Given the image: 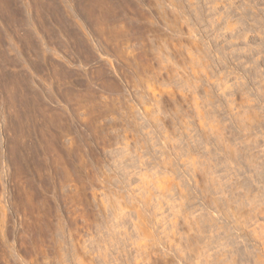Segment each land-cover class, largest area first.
Masks as SVG:
<instances>
[{
    "label": "rangeland",
    "instance_id": "rangeland-1",
    "mask_svg": "<svg viewBox=\"0 0 264 264\" xmlns=\"http://www.w3.org/2000/svg\"><path fill=\"white\" fill-rule=\"evenodd\" d=\"M218 1L0 0V264H177L186 225L219 250L257 220L264 0Z\"/></svg>",
    "mask_w": 264,
    "mask_h": 264
},
{
    "label": "bare ground",
    "instance_id": "bare-ground-1",
    "mask_svg": "<svg viewBox=\"0 0 264 264\" xmlns=\"http://www.w3.org/2000/svg\"><path fill=\"white\" fill-rule=\"evenodd\" d=\"M172 1H173V0H172ZM222 1H223V0H222ZM187 2H188V1H187ZM191 2H192V1H191ZM213 2H215V4L219 3L218 0H213ZM213 2H212V3H213ZM216 2H217V3H216ZM229 2H230V1H229ZM208 3H209V1H208ZM222 3H223V2H222ZM227 3H228V2H227ZM227 3H226V4H227ZM189 4H190V3H189ZM232 4H233V3H232ZM251 4H252V3H251ZM213 5H214V4H213ZM213 5H212V6H213ZM172 6H173V5H172ZM190 6H191V4H190ZM214 6H216V5H214ZM217 6H218V5H217ZM244 6H246V5H244ZM173 7H174V6H173ZM228 7H229V6H228ZM251 7H252V6H251ZM214 8H215V7H214ZM249 9H250V8H249ZM252 9H254V8H252ZM243 10H244V9H243ZM229 11H230V10H229ZM249 11H250V10H249ZM219 12H220V11H219ZM215 13H216V12H215ZM220 13H221V12H220ZM255 13H256V12H255ZM255 13H254V14H255ZM222 14H223V13H222ZM217 15H218V14H217ZM213 16H214V15H213ZM218 16H219V15H218ZM240 16H241V15H240ZM240 16H239V17H240ZM254 16H255V15H254ZM182 17H183V16H182ZM216 17H217V16H216ZM240 20H241V19H240ZM220 21H221V20H220ZM231 21H232V20H231ZM234 21H235V20H234ZM221 22H222V21H221ZM222 24H223V23H222ZM226 25H227V24H226ZM229 25H230V24H229ZM235 25H236V24H235ZM236 26H237V25H236ZM236 26H235V27H236ZM225 27H227V26H225ZM229 28H230V27H229ZM234 29H235V28H234ZM218 30H219V29H218ZM224 30H225V29H224ZM229 30H231V29H229ZM229 30H228V31H229ZM223 33H224V32H223ZM242 35H243V34H242ZM246 35H247V34H246ZM229 36H230V35H229ZM241 38H242V37H241ZM245 39H246V37H245ZM229 41H231V40H229ZM232 42H233V41H232ZM234 42H235V41H234ZM225 44H226V43H225ZM243 50H244V49H243ZM243 52H244V51H243ZM233 53H234V52H233ZM229 54H230V53H229ZM246 54H247V53H246ZM246 54H245V55H246ZM247 55H248V54H247ZM202 56H203V54H202ZM233 56H234V55H233ZM229 57H230V56H229ZM243 57H244V56H243ZM204 66H205V65H204ZM204 66H203V67H204ZM236 66H237V65H236ZM232 69H233V68H232ZM220 76H221V74H220ZM233 76H235V75H233ZM235 78H236V77H235ZM220 79H221V78H220ZM220 79H219V80H220ZM216 80H217V79H216ZM238 81H239V80H238ZM217 83H218V82H217ZM218 84H219V83H218ZM220 84H221V83H220ZM235 84H236V83H235ZM240 84H241V83H240ZM220 87H221V85H220ZM224 87H225V86H224ZM227 87H229V86L227 85ZM232 87H233V86H232ZM236 88H237V87H236ZM238 88H239V87H238ZM222 89H223V88H222ZM229 89H230V88H229ZM260 89H261V88H260ZM230 90H231V89H230ZM220 91H221V90H220ZM228 92H229V91H228ZM261 92H262V90H261ZM221 95H223V93H222ZM223 96H224V95H223ZM226 99H227V98H226ZM227 100H228V99H227ZM227 100H226V101H227ZM230 102H231V101H230ZM230 102H229V103H230ZM241 103H242V102H241ZM244 103H245V102H244ZM244 103H243V104H244ZM231 104H232V103H231ZM245 104H246V103H245ZM232 105H233V104H232ZM239 106H240V105H239ZM239 106H238V107H239ZM227 108H228V107H227ZM231 108H232V107H231ZM227 110H228V109H227ZM236 110H237V109H236ZM228 111H229V110H228ZM231 111H232V110H231ZM239 111H240V109H239ZM246 111H247V110H246ZM198 112H200V111H198ZM236 113H238V112H236ZM236 113H235V114H236ZM241 113H242V112H241ZM248 113H249V112H248ZM200 114H201V113H200ZM204 114H205V113H204ZM209 114H210V113H209ZM212 114H213V113H212ZM212 114H211V115H212ZM231 114H232V113H231ZM206 115H207V114H206ZM233 115H234V114H233ZM242 115H243V114H242ZM245 115H248V114H245ZM199 116H200V115H199ZM201 116H202V115H201ZM254 116H255V115H254ZM203 117H204V116H203ZM203 117H201L202 120L205 119V118L203 119ZM234 117H235V116H234ZM234 117H233V118H234ZM241 117H242V116H241ZM252 117H253V116H252ZM252 117H251V118H252ZM235 118H236V117H235ZM244 118H246V117H244ZM253 118H254V117H253ZM239 119H242V118L239 117ZM239 119H238V122H236V123H237V126L240 128V127H241L240 125H242V120H239ZM255 119H256V118H255ZM207 120H208V119H207ZM233 120H234V119H233ZM249 120H250V118H249ZM205 121H206V120H205ZM205 121H204V122H205ZM244 121H245V120H244ZM246 121H247V120H246ZM250 121H251V120H250ZM257 121H258V120H257ZM257 121L255 120V125H256V122H257ZM198 122H199V121H198ZM219 122H220V121H219ZM239 122H241V123H239ZM200 123H201V122H200ZM217 123H218V122H217ZM238 123H239L240 125H239ZM251 123H252V122H251ZM253 123H254V122H253ZM253 123H252V125H253ZM258 123H259V122H258ZM202 124H203V123H202ZM219 124H220V123H219ZM219 124H217V125H219ZM243 124H244V123H243ZM247 124H248V123H246V125H247ZM207 125H209V124H207ZM210 125H211V123H210ZM213 125H214V124H213ZM246 125H245V126H246ZM255 125H254V126H255ZM199 126H200V125H199ZM202 126H204V125H202ZM248 126H249V125H248ZM257 126H259V125L257 124ZM205 127H206V126H205ZM209 127H211V126H209ZM222 127H223V126H222ZM235 127H236V126H235ZM238 127H237V128H238ZM243 127H244V126H242L241 128L244 130L245 127H244V128H243ZM198 128H199V127H198ZM216 128H217V127H216ZM223 128H224V127H223ZM241 128H240V129H241ZM249 128H250V126H249ZM251 128H253V127L251 126ZM255 128H256V127H255ZM217 129H218V128H217ZM217 129H216V130H217ZM224 129H225V128H224ZM245 129H246V128H245ZM253 129H254V128H253ZM200 130H202V129H200ZM209 130H211V129H209ZM216 130H214V131H216ZM220 130H221V129H220ZM222 130H223V129H222ZM226 130H227V128H226ZM243 130H241V131H243ZM205 131H206V129H205ZM205 131H204V132H205ZM217 131H218V130H217ZM246 131H247V129H246ZM199 132H201V131H199ZM211 132H212V131H210V133H211ZM219 132H220V131H219ZM243 132L245 133V131H243ZM249 132H250V131H249ZM201 133H202V132H201ZM205 133H206V132H205ZM208 133H209V132H208ZM210 133H209V134H210ZM214 133H216V132H214ZM224 133H225V132H224ZM224 133H223V134H224ZM239 133H240V132H239ZM241 133H242V132H241ZM202 134H203V133H202ZM202 134H201V136H202ZM206 134H207V133H206ZM206 134H205V135H206ZM217 134H218V133H216V135H217ZM223 134H222V135H223ZM205 135H203V136H205ZM210 135H211V134H210ZM213 135H215V134H213ZM213 135H212V136H213ZM238 135H239V134H238ZM242 135H243V134H242ZM244 135H245V134H244ZM249 135H250V134H249ZM198 136H199V135H198ZM208 136H209V135H208ZM218 136H219V138L222 137V136H220V135L218 134V135L216 136V138H217ZM210 137H211V136H210ZM223 137H224V135H223ZM223 137H222L221 139L217 138L218 140H221V141H218L216 138H215V140H217L218 142L222 143ZM225 137H226V136H225ZM246 137H247V136H246ZM205 138H206V137H204V139H205ZM208 138H209V137H208ZM208 138H207V140H208ZM241 138H242V137H241ZM209 140H210V139H209ZM226 140H227V139H226ZM205 141H206V140H205ZM217 141H216V144H218ZM248 141H249V140H248ZM203 142H204V141H203ZM203 142H202V143H203ZM209 142H210V141H209ZM214 142H215V141H214ZM220 143H219V146H220V145L223 146L224 142H223V144H220ZM225 143H226V142H225ZM206 144H207V142H206ZM204 145H205V144H204ZM212 145H213V144H212ZM224 145H225V144H224ZM221 146H220V147H221ZM229 146H230V144H229ZM249 147H250V146H249ZM221 148H222V147H221ZM223 148H228V146H227V147H226V146H225V147L223 146ZM247 148H248V146H247ZM228 149H230V148H228ZM228 149H227V150H228ZM231 149H232V148H231ZM231 149H230V150H231ZM208 150H209V149H208ZM208 150H207V152H206L207 154H208ZM221 150H222V149H221ZM221 150L219 149V151H221ZM224 150L227 151L226 149H224ZM224 150H222V151H224ZM230 150H229V151H230ZM234 150H235V149H234ZM234 150L232 149L230 152H231V153L234 152L235 155H237V153H238V154H239V157H240V154H241V153L238 152L237 150H236L237 152L234 151ZM239 151H240V150H239ZM246 151H247V150H246ZM246 151H245V152H246ZM241 152H242V151H241ZM198 153H199V152H198ZM217 153H218V152H217ZM223 153H224V155H226V156H225L226 159L224 158V156H222V157H223V158H221L222 160H224V159H225V160H229L228 158H230L231 155H233V156H231V157H232L234 160L236 159V157H235V155H234L233 153H232V154L230 153V155H227V153H229L228 151H227V152H223ZM221 154H222V152H221ZM248 154H249V156H250L251 158H250L249 156H246V155H244V154H241V155H243V156H245V157L241 156L240 159H244V160H245V158L247 157V160H248V158H250V161H251L252 163H250V161H249L248 164L250 163V164H252V165L249 164L250 166H249V165H248V166H249L250 168H253V167H254V166H253V163L256 162L257 160H255V157H253V155H250L249 152L247 153V155H248ZM252 154H253V153H252ZM263 154H264V153H263ZM196 155H197V154H196ZM203 155H204V154H203ZM222 155H223V154H222ZM191 156H194V155L192 154ZM199 156H200V155H199ZM237 156H238V155H237ZM197 157H198V156H197ZM214 157H216V156H214ZM234 157H235V158H234ZM242 157H243V158H242ZM252 157H253V158H252ZM256 157H257V155H256ZM188 158H189V157H188ZM190 158H191V157H190ZM193 158H194V157H193ZM201 158H202V157H201ZM208 158H209V157H208ZM237 158H238V157H237ZM198 159H199V158H198ZM202 159H204V158H202ZM213 159H214V158H213ZM233 159H232V160H233ZM240 159H239V160H240ZM252 159H253L254 162L252 161ZM189 160H190V159H189ZM194 160H195V159H194ZM194 160H193V161H194ZM200 160H201V159H200ZM208 160H209V159H208ZM222 160H220V161H222ZM232 160L230 159V161H226V162H228V167H227V168H229L230 165H232V169H234V168H233V165H234V164L232 163L234 160H233V161H232ZM239 160H238V161H239ZM244 160H243V161H244ZM247 160H245V162H247ZM191 161H192V160H191ZM195 161H196V160H195ZM195 161H194V162H195ZM204 161H205V160H204ZM220 161H218V162H220ZM231 161H232V162H231ZM196 162H197V161H196ZM199 162H200V161H199ZM201 162H202V161H201ZM208 162H209V161H207V163H208ZM215 162H216V161H215ZM223 162H224V161H223ZM245 162H243L244 165L247 164V163H245ZM262 162H263V161H262ZM205 163H206V162H205ZM224 163H225V162H224ZM230 163H231V164H230ZM234 163H235V161H234ZM240 163L242 164V161H241ZM256 163H257V162H256ZM192 164H193V163H192ZM196 164H197V163H196ZM212 164H215V163H212ZM221 164H222V163H221ZM229 164H230V165H229ZM235 164H236V163H235ZM237 164H238V162H237ZM237 164H236V166H237ZM260 164H261V163H260ZM193 165H194V164H193ZM210 165H211V164H210ZM255 165H256V164H255ZM238 166H239V164H238ZM238 166H237V167H238ZM246 166H247V165H246ZM252 166H253V167H252ZM192 167H193V166H192ZM237 167H236V168H237ZM256 167H257V166H255V168H253V169H254L253 172H256V170H255V169H257ZM260 167H261V166H260ZM263 167H264V166H263ZM200 168H201V167H200ZM218 168H219V166H218ZM258 168H259V167H258ZM205 169L207 170V168H205ZM205 169H202V170H201V172L203 171V174H205V173H204V172H205ZM224 169H225V168H224ZM232 169L230 168L229 170H232ZM211 170H212V169H211ZM213 170H214V169H213ZM215 170H216V169H215ZM237 170H238V169H237ZM194 171L196 172V170H195V166H194ZM227 171H228V170H227ZM227 171H226V172H227ZM251 171H252V170H251ZM257 171H258V169H257ZM260 171L262 172V170H260ZM263 171H264V170H263ZM188 172H189V171H188ZM190 172H191V171H190ZM231 172H233V170H232ZM234 172H235V170H234ZM237 172H238V171H237ZM261 172H260V173H261ZM209 173H210V172H209ZM227 173H228V175L230 174V172H227ZM227 173H226L225 176H227ZM245 173H246V172H245ZM260 173H259V171L256 172V174H258V175H260ZM189 174H190V173H189ZM193 174H194V173H193ZM193 174H192V175H193ZM195 174H196V173H195ZM195 174H194V175H195ZM198 174H199V173H198ZM232 174H233V173H232ZM235 174H236V173H235ZM240 174H241V173H240ZM250 174H252V172H251ZM253 174H254V173H253ZM256 174H254L255 177H256ZM207 175H208V172H207ZM212 175H213V174H212ZM216 175H217V174H216ZM220 175H221V173H220ZM263 175H264V174H263ZM197 176H198V175H197ZM200 176H201V175H200ZM237 176H238V175H237ZM245 176H246V174H245ZM251 176H252V175H251ZM218 177H219V176H218ZM228 177H229V176H228ZM248 177H250V176L248 175ZM253 177H254V176H253ZM253 177H251V178H253ZM255 177H254V179H255ZM262 177H263V176H262ZM191 178H192V177H191ZM193 178H194V177H193ZM196 178H197V177H196ZM213 178H215V177L213 176ZM238 178H239V177H238ZM251 178H247L246 180H249V179H250V180H254V179H251ZM258 178H260V176H259ZM199 179H200V177H199ZM203 179H204V177L202 178V180H203ZM223 179H224V178H223ZM256 179H257V178H256ZM194 180H196V179L194 178L193 181H194ZM200 180H201V179H200ZM207 180H208V179H207ZM209 180H210V179H209ZM220 180H221V179H220ZM220 180H219V181H220ZM238 180H239V179H238ZM243 180H244V179H243ZM246 180H244V181H246ZM189 181H190V180H189ZM197 181H198V180H197ZM197 181H196V184H197ZM212 181H213V180H210V184L212 183ZM219 181H217V182L219 183ZM224 181H225V180H224ZM233 181H234V180H233ZM260 181H261V180H259V181L257 180V182H260ZM202 182H203V181H202ZM202 182H201V183H202ZM214 182H215V181H214ZM235 182H237V181H235ZM249 182H250V181H248V183H249ZM253 182H254V181H252V184H254L255 186H257V185L255 184V183H256V180H255V183H253ZM198 183H199V182H198ZM227 183H228V181H227ZM240 183H242V182H240ZM240 183H239V184H240ZM246 183H247V182H243L242 186H243L244 184H246ZM248 183H247V184H248ZM210 184H209V185H210ZM216 184H217V183H215V184L212 183V188H213V187H216V186L218 185V184H217V185H216ZM237 184H238V182L235 184V185H236V186H234L235 188H237ZM261 184L264 186L263 183H261ZM261 184H260V185H261ZM201 185H203V184H201ZM205 185H206V184H205ZM207 185H208V184H207ZM228 185H229V184H228ZM231 185H234V184H230L229 186H231ZM250 185H251V184L249 183V188H251ZM197 186H198V185H197ZM219 186H223V185H221V183H220V184L218 185V188H219ZM238 186L240 187L241 184L238 185ZM255 186H254V187H255ZM186 187L188 188V186H186ZM186 187H185V188H186ZM193 187H194V186H193ZM210 187H211V185H210ZM225 187H226V186H225ZM231 187H233V186H231ZM234 187H233V188H234ZM243 187H244V186H243ZM245 187H248V185L245 186ZM187 188H186V189H187ZM220 188H222V187H220ZM227 188H228V187H227ZM229 188H230V187H229ZM241 188H242V187H241ZM241 188H237V189L239 190V189H241ZM249 188H248V189H249ZM256 188H257V187H256ZM259 188H260V187H259ZM262 188H263V187H262ZM186 189H185V190H186ZM189 189H190V187H189ZM198 189H199V188H198ZM201 189H202V188H201ZM204 189H205V188H204ZM213 189H214L215 192H216L217 187H216V189H215V188H213ZM237 189H236V190H237ZM246 189H247V188H245V191H244V192H246ZM196 190H197V189H196ZM214 190H213V191H214ZM220 190H221V193H222V194H221V193L219 194V193H217V192H216V193L219 194V195H221V197H222V195L225 193V192L223 193V190H225V189H219V191H220ZM231 190H232V189H231ZM231 190L229 189V191H231ZM234 190H235V189H234ZM234 190H233V191H234ZM238 190H237V191H234V193L237 192V193H236L237 195L234 194L233 191H231V192H229V193H230V194H231V193L234 194L235 198H236V197L238 198V196H239V195H238V192H239ZM243 190H244V188H243ZM250 190H251V189H250ZM259 190H260V189H259ZM259 190H258V191H259ZM261 190H262V189H261ZM182 191H183V190H182ZM190 191H191V190H190ZM226 191H227V189H226ZM185 192H186V191H185ZM185 192H184V195H185ZM187 192H188V191H187ZM206 192H207V191L204 190V193H206ZM241 192H242V191H241ZM209 193H210V192H209ZM248 193H249V191L247 192V194H246V193L243 194V195H245V197H244V196H243V197H244V199H246V203H247V205L249 206L248 202H250V201H248L249 199L247 200V198H249V197L251 198V194H250V196H248V195H249ZM250 193H251V192H250ZM189 194H190V193H189ZM227 194H228V193H227ZM227 194L223 195V198H222V200L220 199V201H221V203H222V201H223L224 206L227 204L226 207L229 208V205H230V204H231V205L234 204L235 201H234V200H231L233 203H230V204H229L228 202L226 203V201H228V200H225V201H224V199H225L224 197H225V196L228 197ZM230 194H229V195H230ZM241 194H242V193H241ZM181 195H182V194H181ZM206 195H207V193H206ZM208 195H209V194H208ZM215 195H216V194H215ZM246 195H247V196H246ZM252 195H253V194H252ZM185 196H186V195H185ZM202 196H203V195H202ZM258 196H259V195H258ZM260 196H262V195L260 194ZM208 197H209V196H207V198H208ZM213 197H214V196H213ZM213 197H212V198H213ZM215 197H216V196H215ZM215 197H214V198H215ZM221 197H220V198H221ZM232 197H233V195H231V198H232ZM243 197H242V198H243ZM255 197H257V196L255 195ZM263 197H264V195H263ZM207 198H206V199H207ZM228 198H229V197H228ZM237 198H236V199H237ZM239 198L242 199L240 196H239ZM253 198H254V196H253ZM259 198H260V197H259ZM261 198H262V197H261ZM261 198H260V199H261ZM181 199H182V198H181ZM236 199H235V200H236ZM240 199H237V200L239 201ZM244 199H243V200H244ZM251 199H252V198H251ZM257 199H258V198H257ZM260 199H259V200H260ZM183 200H184V199H183ZM187 200H188V199H187ZM229 200H230V199H229ZM255 200H256V199H255ZM255 200H253L254 202H256V203L254 204V206L252 205L254 202L251 200V201H252V202H251V206H253V207H251V206L249 207V208L251 209V211H252L251 214H249V212H248V211H250V209L248 208V211H246L247 208L244 206V207L246 208V210H245V208L243 207L244 204H243L241 201H239V202H241V205L243 204V205H242V208H244L245 213L248 212V213H247V218L249 217V215L255 216V215L252 214V213H255V214H256L257 212L259 213V214H257V215H258L257 220L254 219V217H252L253 219H252V222H251V217L248 218V222L250 221L249 223H251V226H246V227H245L244 224H245V222H247V219H243V221H241L242 218H240L241 223L244 222L242 225L245 227V229L248 227V229H246V231H244L245 234H244V232L241 230V229L244 228V227L242 226V228H241L240 225H238V224L235 223L237 226H240V228H239V227H237V228L240 229V230L242 231V232H241V235L243 236V234H244V235L246 236L245 238L248 239V240L246 241V243L242 244V246H241L240 243H242L244 240H246V239H244V237H243L244 240L241 241L240 243L238 242V244H237V246H239V244H240V247H237V246L234 247V244H233V243H232L233 245H230V244H229L230 242H233V241H234V239L236 238V237H235L236 235H237V237L239 236L238 234H236V235H234L235 238H233V241H229V239L232 238V237H230V238L228 239L229 243H226V244H225V243L223 242V245H224V246L222 245V248H220L219 250H213L214 248H213L212 250H211L210 248H209V249H206L205 246H204V247H203V246H200V242H201V241H204V240L207 238V236H205L207 233L204 234V232H207V231H205V229H207V228H205V229L203 230V228H204V226H205L204 224H206V223H204L206 219H205L204 222H203L204 224H202V226L204 225L203 228L201 227V229H200V227H199V224H200V223L198 224V222H196V221H195V223H197V224L190 223V222L192 221V218H190V221H188V218L186 217L187 215L185 216L187 219L185 218V220H184V219L182 218L184 222L186 221V223H185L184 225L182 224L183 222H182V223L180 222V223L183 225L182 227H184L188 222L190 223L191 226H189V224H188V226H187V225H186V226L189 227V228H187L186 226H185L186 228L184 227L185 229L183 228L184 231H186V229L189 230V232L186 231L188 234L185 232L186 235H184L185 233H183V232H184L183 229H181V230H182L181 234H183V236L180 235V233H178V236H177V237L180 236V239H183V238H184L183 241L185 240V244H183V242H182V244L184 245V247L180 246V248H181V247H182L181 249L184 248V251L181 250V251H182L181 256H180V257H179V256L177 257L176 255H178V254H175V253H177L176 251L179 249V246H177L178 249L176 250L175 248H177V247H175V246H176V244H177L178 242H177V243H174V249H175L176 251L174 250L173 252H175V253H173V252H171V253H172V255L175 254L176 257L173 255V258H175L176 263H177V264H264V211H262V209H264V207H263L264 204H262L263 206L260 204V203H262V201H263V203H264V199H262V201H260V202L257 201V200L255 201ZM201 201L203 202V200H201ZM211 201H212V200H211ZM215 201H216V200H215ZM217 201H218V200H217ZM244 201H245V200H244ZM181 202H182V201H181ZM186 202H187V201H186ZM196 202H197V201H196ZM207 202H208V201H207ZM258 202H259V203H258ZM212 203H213V202H212ZM221 203H220V204H221ZM223 203H222V205H223ZM225 203H226V204H225ZM236 203H238V202H236ZM244 203H245V202H244ZM183 204H184V202H183ZM215 204H217V206L220 205L219 203H215ZM228 204H229V205H228ZM238 204H240V203H238ZM258 204H259V207H260V206L263 207V208H262V207L260 208L262 212H259L260 209H258V206H257ZM181 205H182V204H181ZM190 205H192V204H190ZM222 205H220V206L222 207V209L220 208L221 211L225 208V207L223 208ZM231 205H230V206H231ZM245 205H246V204H245ZM247 205H246V206H247ZM217 206H216V207H217ZM232 206H233V205H232ZM232 206H231L230 208H232ZM234 206H235V205H234ZM248 206H247V207H248ZM255 206H256V208L258 209L257 212H254V210H255L256 208H255L254 210L252 209V208H254ZM182 207H183V206H182ZM193 208H195V207H193ZM218 208H219V207H218ZM218 208H217V209H218ZM242 208H241V209H242ZM225 209H227V208H225ZM225 209H224V211H222V212L224 213V214H223L224 216H222L221 211L219 212V213H220L219 215H220V217L222 216V218L225 217V216L227 215V214L225 215V213H226V212H225ZM257 209H256V210H257ZM228 210H229V212H227V213H229V214L232 213V216H233V212H232L233 209H227V211H228ZM230 210H231V212H230ZM234 210H236V208H235ZM244 210L242 209V211H244ZM256 210H255V211H256ZM218 211H219V210H218ZM236 211H238V212H236ZM236 211H234V212L237 213L238 216H239V213L241 212L240 208H238ZM239 211H240V212H239ZM173 213H174V212H173ZM177 213H178V212H177ZM181 213H182V212H181ZM197 213H198V212H197ZM216 213H217V212H216ZM216 213H215V214H216ZM235 213H234V214H235ZM245 213H244V215H243V213H242V216L246 217ZM191 214H192V213H191ZM212 214H213V213H212ZM229 214H228V215H229ZM237 214H236V215H237ZM248 214H249V215H248ZM174 215H175V217H176V214H174ZM189 215H190V214H189ZM193 215H194V214H193ZM219 215L217 214V216H219ZM228 215H227V216H228ZM257 215H256V216H257ZM199 216H200V215H199ZM227 216H226V217H227ZM242 216H241V217H242ZM183 217H184V216H183ZM190 217H191V216H190ZM197 217H198V216H197ZM209 217H210V216H209ZM211 217H212V216H211ZM214 217H215V216H214ZM226 217L223 218V219H226ZM212 218H213V217H212ZM217 218H218V217H216V218H214V219L217 220ZM233 218H234V216H233ZM233 218H232V219H233ZM182 219H181V220H182ZM196 219H197V218H196ZM199 219H200V218H199ZM203 219H204V218H203ZM214 219H212V221H213L212 223L214 224V226L212 225L213 227L218 226L217 224H219V223H217V222H219V221H216V222H215ZM218 219H219V218H218ZM227 219H230V218H227ZM249 219H250V220H249ZM172 220L175 221L174 219H172ZM207 220H208V219H207ZM207 220H206V221H207ZM219 220H220V219H219ZM253 220H255L256 222L253 221ZM176 221H177V220H176ZM220 221H221V220H220ZM222 221H223V220H222ZM225 221L227 222V220H225ZM235 221H236V218H235ZM235 221H234V222H235ZM208 222H209V221H207V223H208ZM230 222H231V220H230ZM253 222H255L256 224L253 223ZM175 223H176V222H175ZM220 223H222V222H220ZM224 223H225V222H224ZM238 223L241 224L240 222H238ZM249 223H248V224H249ZM172 224H174V222H173ZM192 224L195 225V227L197 226L196 228H199L200 233H202V230L204 231V232H203V235L206 237L205 239H204V236H203V238H201L202 236H200V233H199L198 229H197V232H194L195 229H196L194 226H193V227H194L195 229H194V231H193ZM210 224H211V222H210ZM210 224H209V225H210ZM215 224H216V225H215ZM225 224H226V223H225ZM248 224H246V225H248ZM253 224H255V225H253ZM200 225H201V224H200ZM226 225H227V224H226ZM229 225H230V224H229ZM236 225H234L235 227L233 226L234 229L236 228ZM219 226H220V225H219ZM219 226H218V228H219ZM207 227H208V226H207ZM174 228H175V227H174ZM174 228H173V229H174ZM211 228H212V227H211ZM211 228H210V230H212ZM216 228H217V227H216ZM218 228H217V230H219ZM223 228H224V227H223ZM223 228H222V229H223ZM176 229H177V228H176ZM222 229H220L219 231L221 232ZM225 230H226V228H225ZM227 230L229 231L230 229H228V227H227ZM236 230H237V229H236ZM243 230H244V229H243ZM212 231L215 232L214 235L216 236V232H217V231H216L215 229L212 230ZM219 231H218V232H219ZM228 231H227V232L224 231V233H225V235H226V240H227V233H228ZM234 231H235V230H234ZM234 231H233V232H234ZM237 231H239V230H237ZM171 232H172V231H170V233H171ZM173 232H174V231H173ZM173 232H172V233H173ZM208 232H209V233H208V236H209V234H213V233L210 232V231H208ZM230 232H231V230H230ZM235 232H236V231H235ZM239 232H240V231H239ZM170 233H169V234H170ZM174 233H175V232H174ZM189 233H191V234H193V235H191V234H189ZM198 233H199L200 238H199V236H198ZM221 233H223V232H221ZM242 233H243V234H242ZM176 234H177V233H176ZM176 234H175V235H176ZM218 234H219V233H217V236H218ZM219 235H221V234H219ZM225 235H224V236H225ZM230 235H231V234H230ZM172 236H173V235H172ZM184 236H185V237H184ZM212 236H213V235H212ZM212 236H210V237L212 238ZM228 236H229V234H228ZM242 236H241V237H240V236L238 237V238H240L239 240H241ZM174 237H175V236H174ZM174 237H173V238H174ZM177 237L175 238L176 240H177ZM181 237H182V238H181ZM221 237H222V239H224V241H225V237H223V234H222V236L218 237V240H221L220 242H218V240H216L217 237H215V238H216L215 241H217V242H215L214 239H212V242L214 241V244H215V243H221V242H222ZM208 238H209V237H208ZM211 238H209V239H210L209 242H208V240H205L206 243H209V244L212 243V242H210V241H211ZM213 238H214V236H213ZM219 238H220V239H219ZM238 238H236L237 241H238ZM201 239H202V240H201ZM203 239H204V240H203ZM176 240H173V242L176 241ZM169 241L171 242V239H170ZM235 241H236V240H235ZM235 241H234V243H235ZM237 241H236V243H237ZM179 242H180V240H179ZM226 242H227V241H226ZM244 242H245V241H244ZM236 243H235V245H236ZM172 244H173V243H172ZM172 244L170 243L169 245L172 246ZM201 244H203V242H202ZM204 244H205V243H204ZM212 244H213V243H212ZM178 245H180V244H178ZM210 245H211V244H210ZM167 247H168V246H167ZM162 248H163V247H162ZM171 248H172V250H173V246H172ZM168 251H169V250H168ZM170 251H171V250H170ZM170 251H169V253H170ZM179 251H180V250H179ZM179 251H178V253H179ZM185 251H186V252H185ZM166 252H167V251H166ZM156 253H157V252H156ZM167 253H168V252H167ZM169 253H168V255H169ZM184 253H185V254H184ZM183 254H184V255H183ZM179 255H180V253H179ZM164 256H165V255H164ZM170 257H171V258H170ZM168 258L170 259L169 261H171V260H172V262L174 261V260L172 259V256H169ZM176 258H179L178 260L180 261V263H178L179 261L177 262V259H176ZM165 259H166V257H165ZM172 262H170V263H172ZM174 263H175V262H174ZM168 264H169V263H168ZM172 264H173V263H172Z\"/></svg>",
    "mask_w": 264,
    "mask_h": 264
}]
</instances>
